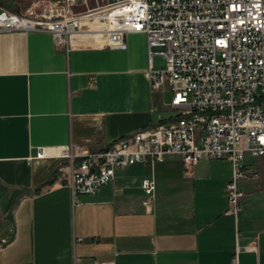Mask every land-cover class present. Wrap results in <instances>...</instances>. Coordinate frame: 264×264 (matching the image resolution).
<instances>
[{
	"label": "crops",
	"instance_id": "0c3cea01",
	"mask_svg": "<svg viewBox=\"0 0 264 264\" xmlns=\"http://www.w3.org/2000/svg\"><path fill=\"white\" fill-rule=\"evenodd\" d=\"M86 40L68 48L44 31L0 32V264H234L236 252L238 264H264V156L245 157L237 213L224 159L186 166L168 155L74 196L59 170L67 161L51 154L101 150L164 118L146 36L126 34L123 49Z\"/></svg>",
	"mask_w": 264,
	"mask_h": 264
},
{
	"label": "built area",
	"instance_id": "2783aa9c",
	"mask_svg": "<svg viewBox=\"0 0 264 264\" xmlns=\"http://www.w3.org/2000/svg\"><path fill=\"white\" fill-rule=\"evenodd\" d=\"M48 6L39 13L0 4V32L44 31L57 45L73 48L97 32L81 30V18L100 16V46L123 49L126 34H144L152 91L169 90L163 106L176 112L101 150L72 143L51 154L67 161L59 170L69 169L74 196L96 193L118 168L154 166L168 155L181 156L186 166L224 159L233 169L229 211L237 213L245 157L264 156V0H49ZM155 56L164 59L162 68L155 67ZM47 155L40 148L34 157ZM142 187L149 209L155 179H144Z\"/></svg>",
	"mask_w": 264,
	"mask_h": 264
},
{
	"label": "rangeland",
	"instance_id": "374dc122",
	"mask_svg": "<svg viewBox=\"0 0 264 264\" xmlns=\"http://www.w3.org/2000/svg\"><path fill=\"white\" fill-rule=\"evenodd\" d=\"M0 4L19 12H26L30 8H34L37 12L43 13L49 7V0H0ZM94 4V2H90V6H93ZM154 64L156 68H162L165 64L164 59L160 56H155ZM171 95V92L169 90H166L162 95L163 101L165 103H168L171 100ZM175 113V110L173 111L169 108L162 109L164 118Z\"/></svg>",
	"mask_w": 264,
	"mask_h": 264
},
{
	"label": "bare ground",
	"instance_id": "6f19581e",
	"mask_svg": "<svg viewBox=\"0 0 264 264\" xmlns=\"http://www.w3.org/2000/svg\"><path fill=\"white\" fill-rule=\"evenodd\" d=\"M103 24V20L100 16H85L81 18V30L89 31V30H96L97 32L92 35V37L84 36L82 38H88L86 41H99L100 37V30ZM89 32H85L87 35ZM84 34V33H83ZM98 44V43H96Z\"/></svg>",
	"mask_w": 264,
	"mask_h": 264
}]
</instances>
